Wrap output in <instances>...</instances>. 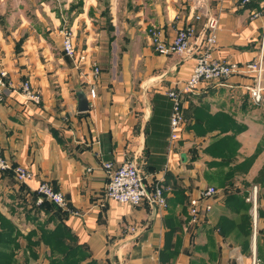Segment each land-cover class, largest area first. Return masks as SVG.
<instances>
[{"label": "crops", "instance_id": "0c3cea01", "mask_svg": "<svg viewBox=\"0 0 264 264\" xmlns=\"http://www.w3.org/2000/svg\"><path fill=\"white\" fill-rule=\"evenodd\" d=\"M196 1L0 0V67L9 84L0 93V152L10 167L0 172V214L23 226L20 234L30 232L31 217L53 215L51 223H62L88 260L101 264H252L253 258L264 264V60L260 102L247 89L251 75L201 83L184 95L180 139L170 141L166 93L183 87L203 48L157 55L148 37L155 27L170 41L189 24L198 34L213 15L211 57L242 65L259 53L264 0H202L199 10ZM122 3L123 14L116 11ZM65 31L72 34L73 59L62 51ZM23 82L38 102L20 94ZM79 91L89 105L83 113ZM126 161L147 190L163 188L165 209L106 197L103 164ZM15 167L31 177L17 181ZM253 181L260 194L254 239L252 205L245 201ZM43 183L63 195L64 207L47 202L49 214L36 207L34 191ZM212 186L211 210L189 225V201Z\"/></svg>", "mask_w": 264, "mask_h": 264}, {"label": "built area", "instance_id": "2783aa9c", "mask_svg": "<svg viewBox=\"0 0 264 264\" xmlns=\"http://www.w3.org/2000/svg\"><path fill=\"white\" fill-rule=\"evenodd\" d=\"M249 0H244L247 3ZM202 0L195 2L196 9L202 8ZM263 26L260 40V48L257 58L251 62L237 65L218 61L211 57V50L216 45V31L218 29L217 17L207 15L204 20L203 29L196 34L192 25L184 26L175 31L174 37L170 41L163 39L161 31L152 27L148 32L149 43L157 55H179L187 56L193 52V48L200 45L203 50L198 56L193 59L192 67L183 87L179 90H169L166 96L171 102V113L169 117V140L177 141L180 139V133L184 124L182 113V100L185 94H192L201 83L211 82L214 80L220 81L227 77L238 74L253 78V85L247 87L254 102L261 101V80L263 73L264 60V11H263ZM195 20L202 18V14L197 13L193 17ZM62 51L70 59H73L77 52L73 43L72 34L65 31L62 37ZM86 56L79 54L78 60L83 62ZM99 74V69L93 62V76ZM9 89L7 83V72L0 67V93ZM20 94L27 100L35 102L39 101L37 93L32 89L29 82H23L19 89ZM89 97H95V90L92 88L89 91ZM108 174L109 180L106 187L105 195L109 200H112L121 205L138 206L142 202H146L150 206L157 209H165L167 206L166 198L163 195V188L154 187L150 191L147 190L143 183V178L140 176L136 165L133 162L126 161L119 166L114 167L112 163H104L102 167ZM10 167L0 152V172L9 171ZM15 178L19 182H24L31 177V173L24 167H15L12 170ZM257 187H252L253 196L247 201L252 202L253 209V239L256 234V207ZM37 194L36 203L50 202L54 205L64 207L66 205L63 195L56 192L49 185L43 183L34 191ZM216 195V189L207 187L201 191L200 196L189 201V225L198 224L200 216L208 213L211 210L209 200ZM252 264H256L255 258Z\"/></svg>", "mask_w": 264, "mask_h": 264}, {"label": "rangeland", "instance_id": "374dc122", "mask_svg": "<svg viewBox=\"0 0 264 264\" xmlns=\"http://www.w3.org/2000/svg\"><path fill=\"white\" fill-rule=\"evenodd\" d=\"M119 1L124 2L125 0H119ZM158 1H161V0H158ZM131 6L132 5H130V8ZM122 7H124V11L128 10V7L125 6L124 3H122V4L116 5V11H119V13L123 14ZM120 26L121 25H118V27ZM254 186L257 187V182H254ZM212 187L214 188V186ZM258 195L260 194L257 189V193L255 195L256 199L259 198ZM252 196H253V193L251 191V194L248 195L245 199V201L250 203L251 205H252V202H250L251 200L247 201V199H251ZM262 196L264 198V194ZM252 214H253V209H252ZM256 218H257V215H256ZM45 219L46 218H41V217L38 219L37 216L31 217L30 223L33 225V227L30 229V232H29L31 233V235H28V236H23L25 229L23 226H21V222H19V225L21 226L20 228L23 229V233L22 232L21 234L18 233L15 238L17 247L14 248L13 246H11L12 247L11 251L16 260L15 264H57L61 262L62 260L61 258H63L64 256L63 254L66 252L71 253V254L69 253L68 259L66 260V264H74V263L85 264L90 261L87 258H84L86 256H84L83 252H76L74 250L73 241L67 235L65 236L64 234H62L60 231L56 235L57 237L60 235L64 239V243H62L61 247H51L46 242L42 243L39 239L40 236L42 237L41 229H45L50 232L54 230L55 225H56L55 223L47 222ZM14 221H16V217L14 218ZM28 242L31 244V248L30 246H27ZM56 248H60V251H62V253L60 252L57 253L56 251H59V250ZM7 252L8 254L10 253V251H7ZM94 264H101V263L95 262Z\"/></svg>", "mask_w": 264, "mask_h": 264}, {"label": "trees", "instance_id": "16d2710c", "mask_svg": "<svg viewBox=\"0 0 264 264\" xmlns=\"http://www.w3.org/2000/svg\"><path fill=\"white\" fill-rule=\"evenodd\" d=\"M262 183H264L262 181ZM34 200L36 202L37 199V194L34 193ZM36 204V203H35ZM39 210H42L43 212H45V214H49L50 213V205H48V203L46 201L42 202L41 204L36 206ZM53 215H49V218L47 219V222H52L53 221ZM42 231V237L40 236L39 239L42 243L46 242L48 245H50L51 247H61L62 243H64V239L59 235L57 237V233L60 231L62 234H64L65 236L67 235L74 243V250L76 252H83L84 258H89L88 254L86 253V251L84 250L82 245L77 244L76 239L74 238V236L72 234H70V232L67 230V228L59 222H56L55 228L53 231H47L45 229H41ZM19 233V231L17 230V228L8 220L6 219L4 216H2L0 214V264H15V257L11 251L13 246L14 248L17 247V243H16V236ZM31 235V233L27 234L26 236ZM27 246H30L31 248V244L28 242ZM59 251H56L57 253H62V251H60V248H56ZM7 251H10V253L8 254ZM70 252H66L63 255V258H61V262L57 263V264H66V260L68 259ZM71 254V253H70ZM96 261L90 260L89 262L85 263V264H94ZM76 264V263H74Z\"/></svg>", "mask_w": 264, "mask_h": 264}, {"label": "water", "instance_id": "95a60500", "mask_svg": "<svg viewBox=\"0 0 264 264\" xmlns=\"http://www.w3.org/2000/svg\"><path fill=\"white\" fill-rule=\"evenodd\" d=\"M76 99H77V112L79 113L86 112L88 110L89 105L84 93L81 91L77 92Z\"/></svg>", "mask_w": 264, "mask_h": 264}]
</instances>
